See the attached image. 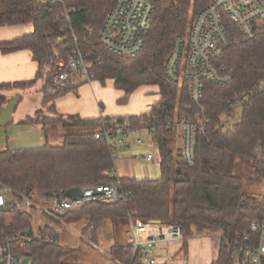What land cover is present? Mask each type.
Returning a JSON list of instances; mask_svg holds the SVG:
<instances>
[{"label":"trees","instance_id":"1","mask_svg":"<svg viewBox=\"0 0 264 264\" xmlns=\"http://www.w3.org/2000/svg\"><path fill=\"white\" fill-rule=\"evenodd\" d=\"M154 19L142 52L135 58L108 53L99 44L98 35L107 11L115 0H64L63 4L46 5L38 0H0V26L32 23L34 31L20 38L0 42V50L12 52L30 49L38 62L36 80L16 83L25 86L44 80V104L50 115L40 109L26 123L47 125L58 123L66 131L62 144L46 143L37 147L0 151V182L13 189L17 196L39 192L48 197L65 193L72 187L108 182L115 168L114 147L104 139H96L98 118H83L78 114L56 112L54 101L71 88L55 89L51 73L58 60H66L67 46L73 35L82 50L91 52L92 59L101 58L92 71L98 81L114 79L116 88L131 94L140 86L157 85L162 99L139 116L118 117L119 123L130 122L138 128L140 119L151 130L152 140L161 156L162 175L157 179L120 178L127 196L117 203H88L67 212L61 218L75 224L88 218L83 234L96 240L104 220H159L179 225L185 240L195 229L205 227L223 232L221 245L212 264H232L226 239L239 232L249 231V224L257 219L264 222V200L244 190L243 177L236 174L238 160L249 161L256 179L264 180V94L255 93L242 108L240 119L228 129L221 127L230 102L252 90L264 78V33L254 40H244L239 29L228 18L229 45L219 65L233 72V79L225 85L206 81L202 105L211 121L197 132L195 165L178 161L172 142L175 128L165 124L176 114L195 118L198 106L192 102L187 85L174 86L165 77L164 66L174 39L184 35L194 13L210 0H152ZM69 12V20L64 15ZM78 8H81L78 10ZM59 38H63L59 41ZM13 84L0 85V90ZM6 96L0 93V111ZM183 157L182 151L177 155ZM59 224L58 220H53ZM33 216L17 207L0 210V230L6 237L31 229ZM41 237L16 240L12 249L16 256L31 264H72L65 261L71 250L46 237L55 236L49 225L41 229ZM256 237V236H254ZM257 239V238H256ZM112 253L121 264H149L141 260L130 244L115 245ZM113 264H119L114 262ZM166 264V263H156Z\"/></svg>","mask_w":264,"mask_h":264},{"label":"built area","instance_id":"2","mask_svg":"<svg viewBox=\"0 0 264 264\" xmlns=\"http://www.w3.org/2000/svg\"><path fill=\"white\" fill-rule=\"evenodd\" d=\"M38 1L46 5L64 2V0ZM75 10L76 8L65 9L64 15L68 23L69 12ZM154 12L155 4L152 0H115V5L107 11L99 31V44L108 53L124 58L137 57L144 49ZM228 18L239 29L244 40H254L264 33V0H210L209 4L194 13L185 34L175 37L174 45L166 58L164 66L166 79L174 86L182 87L186 84L192 102L198 106L195 118L176 114L173 120L165 121L168 127L183 129L182 154L188 166L195 165L197 132L211 122L206 117V110L201 103L205 82L225 85L233 79V72L218 63L230 43ZM58 40L62 41L63 38ZM67 49L69 50L67 59L58 61L51 73V85L55 89H76L84 82L93 81L96 77L92 69L95 64L101 63L100 57L93 60L91 52L81 49L75 35L73 43L69 44ZM255 93L264 94V78L258 80L252 90L237 95L230 102L221 125L223 129H228L240 119V111ZM138 128L148 126L140 119ZM131 129L133 127L130 122L122 124L115 117H104L100 114L95 138L104 139L109 145L117 148L127 142ZM256 156L258 159H264L259 150ZM147 158L152 159L153 154L149 153ZM110 177L112 179L108 182L82 186V196L76 199L67 197L64 192L51 197L39 192L17 196L12 188L0 184V210L17 207L34 217L35 208H40L43 214L60 220L64 214L84 204L117 203L127 194L121 188V181L115 169L111 171ZM40 199L44 204L39 203ZM42 228H35L33 225L31 229L18 231L9 237L0 230V264H23L24 258L14 254L12 243L16 240L31 241L40 238ZM54 230L55 236L46 237L47 242H53L56 236H59L60 231ZM184 238L183 229L177 224L144 221L139 218L130 220L127 231V241L134 248L135 255L142 251L141 260L149 264H156L153 254L156 243L166 241L178 244ZM226 245L232 264H264V222L252 220L249 231L239 232L227 238ZM117 263L121 264L119 261Z\"/></svg>","mask_w":264,"mask_h":264},{"label":"crops","instance_id":"3","mask_svg":"<svg viewBox=\"0 0 264 264\" xmlns=\"http://www.w3.org/2000/svg\"><path fill=\"white\" fill-rule=\"evenodd\" d=\"M33 31L34 26L32 23L0 26V42L20 38ZM37 73L38 62L34 59L33 52L30 49H19L12 52H3L0 50V85L13 84L8 88L0 90V93L6 96V102L0 111V151L6 148L37 147L46 143L59 145L64 141L66 131L61 124L50 123L43 125L41 123L24 122L28 118L34 117L40 109L46 115L53 113L49 112L47 106L44 104V94L42 92L43 79H39L25 86H15L16 83H30L36 80ZM112 85H114V80L108 86ZM108 86H103L102 82L97 80L84 82L80 87L71 89L55 99L54 105L56 112L63 115L78 114L83 118H99L100 114L104 117L115 118L133 115L139 116L148 112L152 105L158 102L160 97L157 95L138 104V99H134V94L137 90L124 103L122 102L124 98L123 91L119 90L113 93ZM154 86L157 87V85ZM148 90L152 91L150 87ZM27 93L28 96L31 95V99L29 100H26L21 95H26ZM52 125L54 127H51ZM182 145L183 143L181 141L179 144L176 143L174 147L172 146L174 155L176 156L177 166H179L178 161H183V157L177 156L182 151ZM114 149V169L119 178L157 179L161 177L160 151L152 140V134L149 128L131 129L127 142L123 146ZM149 153L153 154L152 159L147 158ZM39 203H43V200L40 199ZM37 210L41 213L40 208L35 209L34 212ZM35 215L38 218L37 214ZM85 219H87L86 223L88 224L89 219ZM110 222L116 237L118 223H114L112 220ZM33 225L35 228L40 227L37 226L36 222ZM124 226V236L122 239L125 240V243L122 244L126 245L128 244L127 231L130 227V218L121 227ZM98 237L99 233L97 240L99 239ZM222 237L223 232L221 231V241ZM192 247L193 243L191 245ZM101 250L103 251V248ZM202 255L206 261L207 257L204 253ZM156 263L159 262L156 260Z\"/></svg>","mask_w":264,"mask_h":264},{"label":"rangeland","instance_id":"4","mask_svg":"<svg viewBox=\"0 0 264 264\" xmlns=\"http://www.w3.org/2000/svg\"><path fill=\"white\" fill-rule=\"evenodd\" d=\"M94 80L97 79L95 78ZM112 80L114 79H108L105 83H102L103 86L110 85ZM143 86H140L131 94H127L125 90L116 88L115 84L108 87H110L113 93L122 90L124 94L122 102L124 103H126L130 96L137 90L138 91L134 94V99H138V104L139 102H144L145 100L151 97H156L157 95L160 96L157 103L161 101L162 96L160 95L158 86V91L157 87L154 85L149 86L148 84V86ZM149 87L152 91L148 90ZM21 95L24 96L26 100L31 99V95L28 96V93L26 95ZM51 127H54V125ZM181 141L183 143V129L179 127L175 129V137L172 142V146L174 147L176 143L179 144ZM236 174L243 177V186L247 193L258 196L264 200V180H258L255 178L249 161L238 160ZM39 213L40 212L38 210L35 212L38 218L36 215L33 217V224L36 222L37 226H40L39 228L49 225L53 229L60 231L59 244L63 248L73 251L66 256V262L72 264H113L118 261V259L113 256L112 248L115 245H123L122 243H125V240L122 239L124 236L123 230L125 226H121L126 224L128 219L118 220L116 222L118 223L116 237L110 222L111 220L103 221L98 232L99 239L97 240L96 238L95 240L89 233L83 234V229L87 224V219L85 218L75 224H68L65 219L61 218L58 220L59 224H56V222L53 221L56 220L55 218L49 217L47 214H43L42 212L40 214ZM70 225H72V227H70ZM184 240L178 244L166 241L156 243L153 247L154 258L159 263L166 264H211L212 260H214L217 256V250L221 243V231L208 227L195 229L193 235L187 238L186 242ZM115 242L117 243L112 246ZM192 243L193 247L191 248ZM101 248H103V251ZM203 253L207 257L206 261L204 260L205 257L202 255Z\"/></svg>","mask_w":264,"mask_h":264},{"label":"water","instance_id":"5","mask_svg":"<svg viewBox=\"0 0 264 264\" xmlns=\"http://www.w3.org/2000/svg\"><path fill=\"white\" fill-rule=\"evenodd\" d=\"M65 195L73 199L79 198L82 196L81 187L76 186L69 188L68 190L65 191ZM155 221H159V220H155ZM23 264H31V262L28 259H24Z\"/></svg>","mask_w":264,"mask_h":264}]
</instances>
